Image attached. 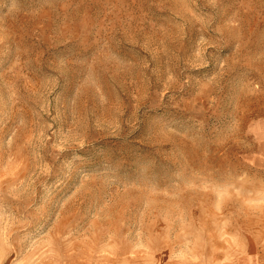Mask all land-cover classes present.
I'll list each match as a JSON object with an SVG mask.
<instances>
[{"label": "rangeland", "instance_id": "obj_1", "mask_svg": "<svg viewBox=\"0 0 264 264\" xmlns=\"http://www.w3.org/2000/svg\"><path fill=\"white\" fill-rule=\"evenodd\" d=\"M0 264H264V0H0Z\"/></svg>", "mask_w": 264, "mask_h": 264}]
</instances>
